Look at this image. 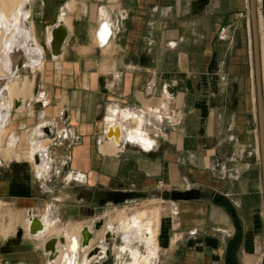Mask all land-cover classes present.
<instances>
[{"label":"crops","instance_id":"0c3cea01","mask_svg":"<svg viewBox=\"0 0 264 264\" xmlns=\"http://www.w3.org/2000/svg\"><path fill=\"white\" fill-rule=\"evenodd\" d=\"M37 1L45 31L62 23L67 36L56 59L49 55L52 71L40 78L49 106L33 105L36 119L45 110L42 127L53 122L49 138L43 136L44 175L20 150L8 151L3 158L17 159L0 164V264H51L41 238L28 234L29 217L44 218L51 235H76L85 221L91 229L96 192L131 193L127 203L152 201L146 214L116 209L104 212L111 222L103 221L139 226L148 238L155 215L148 264H259L264 217L255 176L239 180L241 165L253 171L260 165L248 0H200L202 6H194L198 0ZM103 21L111 26L101 44ZM108 115L121 125L117 146L104 136ZM235 185L242 196L234 200ZM165 191H189L193 198L162 197ZM130 255L129 264H138Z\"/></svg>","mask_w":264,"mask_h":264},{"label":"bare ground","instance_id":"6f19581e","mask_svg":"<svg viewBox=\"0 0 264 264\" xmlns=\"http://www.w3.org/2000/svg\"><path fill=\"white\" fill-rule=\"evenodd\" d=\"M31 7L30 0H0V151H3L1 142L5 143L7 141V145L4 148L7 152L14 149L27 152L29 159L33 163L35 173H38V176H42L48 167L46 162L48 159L47 150L44 147L42 133L45 132V134H48L51 132V125L43 127L40 125L43 119L44 108L39 113L38 118L36 119L35 117L33 128L30 127L27 130L29 126L26 127L25 121L23 120L18 124L14 123V118L17 116L28 118L34 115V101H41L45 108L49 105L46 100L44 101V94L39 92L40 90L37 92V97L33 101V89L36 76L40 79L43 74L46 64V52L53 60L57 56L56 53L51 54V30L54 27H48L46 29L44 41L41 43L37 37L34 22L32 21ZM65 38L66 32L63 41ZM97 38L96 40L98 41ZM98 43L102 44L99 41ZM62 44L59 47V51L61 50ZM20 68L25 70L24 73L29 71L31 73L30 76L29 74H20ZM14 101L17 102L15 106ZM129 113L130 119L137 122L136 115H133L131 112ZM112 118L109 115L107 116V120L112 124L108 123L105 129H108V132L111 133L110 140L117 146L122 142L123 134L120 129L121 125L118 123L114 124L113 122L116 120L114 121ZM144 124H142V127ZM22 126L25 128L22 136L16 135V130ZM128 137H130L129 134L127 135ZM109 145L112 147L111 144ZM145 145L147 147L148 143H145ZM37 218L38 223H32L31 225L29 220L28 234L30 232L32 234H29L30 236L37 239L41 238V248L46 253L48 260L52 262L51 264H58L60 260L62 264H90L92 261H95L93 264H98L97 259L92 260V257L96 255V258L103 257L99 252L107 256L109 254V244L119 237L121 238V244L117 246V249L119 251H130L133 259L137 260V254L132 249V243H135L138 239L141 241L144 238L141 235L139 226L128 227L123 226L122 223V226H107L103 224L101 218L93 221L91 229L88 226L79 228L76 235L72 234L71 231L70 234L62 232L51 235L44 218ZM123 219L124 216H121L120 220L122 221ZM155 220L156 216L154 215L153 219L149 222L152 236L144 240L147 247L150 244V240L154 239ZM92 230L97 232L94 237ZM98 239H100V244L94 246V241ZM61 247L66 250V254H61ZM82 248L83 250L86 248L84 255L87 254V256L83 258V255L78 259L79 250ZM88 250L90 251L88 252ZM150 252L151 250L148 247L147 254ZM138 264H148V256L143 255L138 261Z\"/></svg>","mask_w":264,"mask_h":264},{"label":"rangeland","instance_id":"374dc122","mask_svg":"<svg viewBox=\"0 0 264 264\" xmlns=\"http://www.w3.org/2000/svg\"><path fill=\"white\" fill-rule=\"evenodd\" d=\"M262 2H263V0H260V2H259L260 5L262 4ZM30 3H31V6H32L31 7L32 18H33L32 21L34 22V26H35V29H36V34H37V37H38L39 41L41 43H43V41H44V35H45V29H44L45 26H44L43 21L39 17V8H38L39 1H37V0H30ZM258 9L260 11V8H258ZM262 44H263V40H262ZM53 65H54L53 62L49 58V54L46 52V64H45L44 71H46V72L52 71ZM24 72H25V70L20 68V74H26V75L29 74V76L31 74L29 71H28L29 73L28 72L27 73H24ZM45 88H48V85L47 84L44 85L43 81L36 76V78H35V84H34V89H33V101L37 97V95H36L37 92L40 90L39 92L43 93L44 90H45ZM43 99H44V101L46 100L48 102V104L50 103V97H47V96L44 95V98ZM15 102L16 101H14V106H15ZM33 104H34V106H35L36 109L40 105H42L41 101L40 102H35L34 101ZM158 115L161 116V111L158 113ZM22 120L25 121V126L26 127L29 126L27 130L30 129V126L32 128L34 127V120H35L34 116L28 117V118L18 117L17 116V117L14 118V123L15 124H18ZM47 125H51L50 129L52 131L53 122H49V124H47ZM24 129L25 128L22 126L18 130H16V132H15L16 135L22 136V132H23ZM60 129H61V127L57 128V132L56 133H58V131H60ZM255 133H256V148H255V151H256V155L258 156V159H259L257 123L255 124ZM42 136L48 137L47 136V133L45 134V132L42 133ZM6 142L5 143H2L1 142V147H2V150L3 151H0V164H3L5 162H8V161H10L12 159H17V158H15L13 156H11L9 159L3 158V156L8 155L7 151L4 150V148L7 145ZM14 151H19V150L18 149H14ZM19 159H23V158H19ZM241 162H245V161L244 160L243 161H239V163H241ZM242 164H245V163H242ZM259 171H260V165H257L256 166V170L255 171L251 170V168H246L245 165H241L240 166V169H239V180L242 181V180H246L247 178H251V177L255 176L254 188H255V191H258V195H259L257 197L260 200L259 211L261 212V216L264 217L263 202L261 200L262 197H261V183H260ZM42 179H45V178H42ZM236 190H237V186L235 185L234 186V200L236 198H240L242 196V193L237 192ZM44 198H45V200L47 199L46 197H44ZM136 198H138V197H134V199H136ZM131 199H133V198H131ZM102 201H104V205L99 204V202H102ZM125 201L126 200H123V201H114L113 200L112 193L107 194V193H104V192H96L95 193V196L93 197V201H92L93 204L95 205V211H96V217H95V219H97V218L100 217L104 221V220H106L108 218V221L111 222L109 216L104 215V212L107 211L108 212V215L111 216V215H113L115 213V210L116 209H123V208L126 209L127 208V211L128 212H131L132 210H136V211L144 212L146 214L152 208V206H151L152 205L151 204L152 201H146V200L144 201V200H141V199H139L137 201L134 200V202H130V203H127ZM43 214H46V212H44ZM102 215H104V216H102ZM95 219H93V220H95ZM143 219H144V217H143ZM143 219H142L141 222H138V223H140L142 225L144 223L143 222ZM90 223L91 222H89V224H88L85 221L83 224L85 226H90ZM57 233L59 234V232H56L55 234H57ZM95 234H96V232L94 231V236H95ZM142 237H144L143 240L140 241L138 239L134 243V245L136 246L135 251H136V254H137V261H138V259L140 260L143 255H147L146 254V251L148 250V247H147V245L144 242V240H145L146 237H145V235H142ZM95 241L98 242L99 240H95ZM98 244H100V243H98ZM120 244H121V240L119 238H116L114 240V242H111L109 244V246H108V252H109V254L107 256H103V257L99 258V263L98 264H129V262L131 260L129 258L130 255L128 254L127 251H125L124 253H120L119 255H117L116 251L114 250L115 246H119ZM94 246H97V244H95ZM62 249H63V253L66 254L63 247H61L60 250H62ZM153 250H155V247L154 246H153ZM258 254L260 255V258H261L260 261H259L260 262L259 264H261L262 258H263V254H264V245L261 246V249L258 250ZM153 258L154 257L151 258L152 263H153Z\"/></svg>","mask_w":264,"mask_h":264},{"label":"water","instance_id":"95a60500","mask_svg":"<svg viewBox=\"0 0 264 264\" xmlns=\"http://www.w3.org/2000/svg\"><path fill=\"white\" fill-rule=\"evenodd\" d=\"M202 6L203 2L198 0V3H194V6ZM248 13L250 22V32H251V43L253 51V73L255 81V106H256V118H257V132H258V152L260 160V180H261V194L264 206V104L262 96V84H261V59H260V48H259V28H258V4L257 0H248ZM52 40H51V54L58 56L60 54L59 47L64 39V34L67 30L62 24H57L52 30ZM110 35V28L107 23L103 21L99 25V30L97 33L98 40L104 43ZM108 36V37H107ZM107 37V39H106ZM66 39V38H65ZM64 42V41H63ZM17 105V102L15 103ZM105 137L110 139L111 133L106 131ZM170 196L172 199L176 197L182 199H191L193 194L189 191L185 192H168L162 193V197ZM133 195L128 192L124 193H114V201H123L128 198H132ZM30 225L32 223H38V218L35 216H30ZM29 234H31L29 232ZM32 235V234H31ZM261 264H264V255Z\"/></svg>","mask_w":264,"mask_h":264},{"label":"built area","instance_id":"2783aa9c","mask_svg":"<svg viewBox=\"0 0 264 264\" xmlns=\"http://www.w3.org/2000/svg\"><path fill=\"white\" fill-rule=\"evenodd\" d=\"M107 24L110 25L109 23H107ZM110 26H111V25H110ZM163 93H164V95H165L166 97L169 96V94L167 93V88H166V87L163 88ZM158 112H159V111H158V109H157V110L155 111V113H158ZM171 113H172V112H171ZM164 117H168V116H166V114H165ZM158 118H161L160 115H159ZM106 131H107L106 129L103 131L104 134H106ZM68 134H69L68 132H65V131H64V133H63V137L68 136ZM53 144H55V142H54ZM150 148H152V147H150ZM144 150H145V149H144ZM171 212H172V214H176V208H173Z\"/></svg>","mask_w":264,"mask_h":264}]
</instances>
